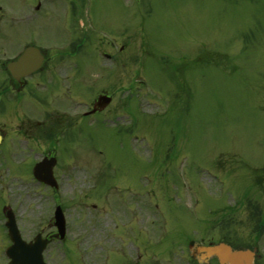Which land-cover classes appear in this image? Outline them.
Here are the masks:
<instances>
[{
	"label": "rangeland",
	"instance_id": "1",
	"mask_svg": "<svg viewBox=\"0 0 264 264\" xmlns=\"http://www.w3.org/2000/svg\"><path fill=\"white\" fill-rule=\"evenodd\" d=\"M125 1L112 0L108 12L123 9ZM145 5L147 23L142 29L132 35L117 30L112 36V63L92 45L75 53L48 52L50 58L64 55L84 65V70H72L69 91L65 80L50 81L49 88L59 93L56 103L70 110L80 98L112 87V120L95 127H69L55 145L70 173L78 172L76 162L92 173L95 186L86 194L99 200L91 201L112 204L106 212L96 207L85 212V220L100 213L102 226L117 225L112 243H104L105 252L95 249L99 264H135L138 252L153 264L149 256L155 251L158 264H191V240L223 238L257 247L256 264H264V189L259 195V189L250 192L261 200L258 204L249 197L251 209L254 202L257 206L251 218L246 214L241 220L246 206H239L246 184H251L249 177L258 176L252 167L264 165V0H146ZM120 14L128 15L122 10ZM139 22V14L131 19V24ZM39 32L37 43L61 40ZM23 38L15 36L17 42ZM122 42L127 44L119 50ZM17 53L9 47L0 51V58ZM4 78L0 66V85ZM89 178L81 172L62 179L69 238L83 232L74 203ZM13 186L20 200L26 199L22 207L31 208L29 182L16 180ZM138 190L162 212L150 211L152 205L146 208ZM159 214L163 236L158 238L152 224ZM24 226L30 237L32 226ZM84 242H91L90 235ZM62 244L55 241L45 251L53 264H86L82 245L71 239ZM89 260L97 264L95 255Z\"/></svg>",
	"mask_w": 264,
	"mask_h": 264
},
{
	"label": "flooded vegetation",
	"instance_id": "2",
	"mask_svg": "<svg viewBox=\"0 0 264 264\" xmlns=\"http://www.w3.org/2000/svg\"><path fill=\"white\" fill-rule=\"evenodd\" d=\"M127 1L123 3L124 10L117 8L111 13L108 10H112V0H0V51H8L9 47L11 51H20L34 44L45 54L39 71L21 80L8 75L0 85V244L5 239L9 241L4 230L3 208L12 201L11 194H6L5 169L17 163L34 161L38 155L55 154L54 144L65 137L69 127L83 128L85 115L90 119L101 109L103 98L107 97L101 100L97 97L111 95L107 88L100 89L97 97L90 99V112L74 117L66 104L55 102L59 93L49 88L50 81L58 79L67 83L73 78L72 70H84V65L78 60L48 58L47 52H79L90 45L100 53L112 52V36L117 30L132 35L147 23L146 0ZM121 10L128 15L120 14ZM138 14L140 22L131 24V19ZM42 30L47 35L60 36L59 44L37 43L35 36L40 35L38 31ZM16 35L24 38L17 42ZM3 38L8 40L6 45L1 43ZM108 108L109 105L103 111ZM258 176L256 181L260 183L264 172ZM36 205L43 207L30 210L29 223L34 233L29 239L34 238L36 233L54 239L52 212L41 198ZM143 263L141 258L135 264Z\"/></svg>",
	"mask_w": 264,
	"mask_h": 264
},
{
	"label": "water",
	"instance_id": "3",
	"mask_svg": "<svg viewBox=\"0 0 264 264\" xmlns=\"http://www.w3.org/2000/svg\"><path fill=\"white\" fill-rule=\"evenodd\" d=\"M38 54V50H27V52L20 58L21 64L31 61L32 59H34V56L36 57V55ZM19 66L20 64H11L10 68L15 72ZM48 167H51V162L44 161L38 164L39 170L37 174L39 178L49 180L50 175L44 176L42 174L45 171H51V168ZM8 225L10 226L12 237L15 240V243L8 248V254L10 257H12V261L10 262V264H44L42 257L43 246L41 247L40 245L36 244H34V246H30V244L23 242L19 238V231L14 220H11ZM59 227L63 233V221L62 224L60 223ZM194 249L199 252L202 258L205 260L213 255L218 256L222 264H253L255 258V251L246 247H239L234 249L232 246L224 242L207 246L195 244Z\"/></svg>",
	"mask_w": 264,
	"mask_h": 264
}]
</instances>
